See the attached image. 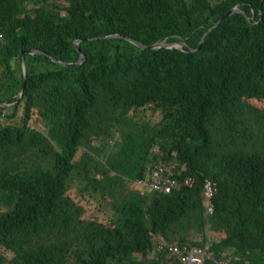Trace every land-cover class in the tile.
Listing matches in <instances>:
<instances>
[{
    "label": "trees",
    "instance_id": "16d2710c",
    "mask_svg": "<svg viewBox=\"0 0 264 264\" xmlns=\"http://www.w3.org/2000/svg\"><path fill=\"white\" fill-rule=\"evenodd\" d=\"M178 40L194 50L150 49ZM76 42L81 65L53 62L77 63ZM29 50L45 54L26 55L18 102ZM250 100L264 102V0H0V105L18 102L0 122V264H169L158 244L206 242L264 264V110ZM152 160L194 185L141 196L130 186Z\"/></svg>",
    "mask_w": 264,
    "mask_h": 264
},
{
    "label": "built area",
    "instance_id": "2783aa9c",
    "mask_svg": "<svg viewBox=\"0 0 264 264\" xmlns=\"http://www.w3.org/2000/svg\"><path fill=\"white\" fill-rule=\"evenodd\" d=\"M159 154L162 157L163 152L155 148L153 154ZM153 164L147 167L144 177L137 179L131 185L132 189L141 196L150 198L152 195L161 193H170L174 188L185 185L192 187L195 179L187 177L184 180L178 179L174 171L176 160L166 163H159L158 160H152ZM217 192V182L211 178H205L201 186V200L204 206L205 214L213 213L212 199ZM210 242H206L200 247H179L171 243L158 244L159 249H167L169 252V264H233L231 256L223 254L222 258L215 259L210 250Z\"/></svg>",
    "mask_w": 264,
    "mask_h": 264
},
{
    "label": "water",
    "instance_id": "95a60500",
    "mask_svg": "<svg viewBox=\"0 0 264 264\" xmlns=\"http://www.w3.org/2000/svg\"><path fill=\"white\" fill-rule=\"evenodd\" d=\"M237 12H242V13H245L246 14V11L240 7H234L232 8L231 10L228 11V13L224 16L227 17V16H230L234 13H237ZM220 19L214 26H212V29H214L216 26H218L219 24H221V22L223 21V19ZM209 31L204 35V37L202 38V41H201V44H199V47L204 43L207 35H208ZM106 38H122V36H119V35H114V36H109V37H106ZM127 40L135 45H137L138 47H140L141 49H146V47L139 43L138 41L132 39V38H127ZM76 48L78 50V52L80 53V60L77 62V63H71V64H68V63H62L54 58H52L53 62L59 64V65H62V66H65V67H73V66H78V65H81L86 57L84 55V53L81 51V48H80V44L76 42ZM166 49V48H180V49H189L191 51L194 50L193 47H191L189 44H187L185 42V40H178V41H172V42H168V41H162V42H157L155 45L151 46L150 49L151 50H156V49ZM27 54H30V55H36V54H45L44 52H41V51H37V50H29L27 52H23L22 53V60H23V70H24V82H23V87L20 91V93L17 95L18 97V102L19 100L22 98L23 94H24V89L26 87V83H27V79H28V76H27V64H26V55ZM18 102L14 103V104H2L0 105V110L2 111L1 112V115L2 117L4 118V113H5V109L7 108H10V107H13L14 105H16Z\"/></svg>",
    "mask_w": 264,
    "mask_h": 264
},
{
    "label": "rangeland",
    "instance_id": "374dc122",
    "mask_svg": "<svg viewBox=\"0 0 264 264\" xmlns=\"http://www.w3.org/2000/svg\"><path fill=\"white\" fill-rule=\"evenodd\" d=\"M249 102L251 104L255 105L256 107H259L260 109L264 110V102L255 101V100H250ZM253 109L255 110V112H257L259 114V111H257L256 108H253ZM1 112L2 111L0 110V122L3 123L5 121V119L2 117ZM6 113H8V110L5 111L4 115H6ZM259 115L261 116V114H259ZM19 119H20V116L18 117L17 120H15V122H17ZM130 189H132L131 186H130ZM69 196L71 198H73L74 200H76V202L78 201L77 199H75V197H74V195L72 193H70ZM77 203L81 205L79 207H81L82 217L83 218H90V219L98 218V219L102 220L104 218V213L103 212L107 211V209H108V207L97 209V207H96L97 204L92 203V202H88L86 200L85 201H78ZM210 233L212 235H210L209 237L212 238V239H217L219 237V234H213L212 232H210ZM225 254H226V256H228L227 253H225ZM11 257H12V254H10V258Z\"/></svg>",
    "mask_w": 264,
    "mask_h": 264
},
{
    "label": "clouds",
    "instance_id": "9594fccd",
    "mask_svg": "<svg viewBox=\"0 0 264 264\" xmlns=\"http://www.w3.org/2000/svg\"><path fill=\"white\" fill-rule=\"evenodd\" d=\"M226 253H227V252H226ZM223 254H225V253H223ZM223 254H222V255H223ZM227 254H229V253H227ZM229 255L231 256V254H229ZM231 258H232V256H231ZM232 261H233V258H232ZM233 264H234V263H233Z\"/></svg>",
    "mask_w": 264,
    "mask_h": 264
}]
</instances>
